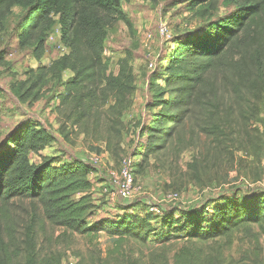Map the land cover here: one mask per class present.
<instances>
[{
  "label": "trees",
  "instance_id": "16d2710c",
  "mask_svg": "<svg viewBox=\"0 0 264 264\" xmlns=\"http://www.w3.org/2000/svg\"><path fill=\"white\" fill-rule=\"evenodd\" d=\"M126 1L0 0V32L14 8L24 9L19 44L33 43L37 60L43 57L47 31L55 24L54 17L58 18L61 39L69 52L57 63L63 71L73 72L61 98V105L65 106L63 114L73 126L88 129L93 123L100 129L105 124V139L115 156H119L114 148L120 144L124 129L121 118L133 104L136 84L128 56L119 60L118 72L112 73L105 54L109 29L120 20L128 19L123 8ZM221 1L232 5V10L204 22L185 40L175 41L163 74L164 91L169 96L153 103L159 111L151 112L140 123L139 136L147 138L132 156L137 151L140 155L157 153L175 137L184 139L181 130L185 129L189 130L190 139L195 133L203 134L214 143L215 149L225 154L236 146L237 156L243 152L249 158H261L264 151V0H188L193 9L206 3L204 15L217 10ZM204 30L207 32L202 34ZM45 69L40 66L37 71L42 73ZM236 133L237 145L233 143L231 148H226L228 138ZM55 141L56 136L50 130L31 123L19 127L7 140L6 148L0 151V264H45L38 261L34 227L28 226L22 238L17 235L18 223L10 209L14 200L30 201L35 211L34 224L43 217L51 226L73 233L105 232L116 237L117 246L125 239L148 244L156 235L162 237L164 247L177 239L215 242L220 238L229 239L238 228L251 231L254 224L264 233L263 191L234 199L223 195L201 203L200 209L189 206L175 211L164 209L158 215L137 202L124 204L121 214L95 216L93 165L80 158L57 164L54 158L42 156V151ZM32 153L40 155L41 161L34 162ZM178 211L182 214L178 218L171 214ZM89 219L93 222L89 223ZM159 221L171 227L167 235L158 232ZM190 241L175 252L172 264L226 263L222 251L206 252ZM163 264L171 263L166 257Z\"/></svg>",
  "mask_w": 264,
  "mask_h": 264
},
{
  "label": "rangeland",
  "instance_id": "374dc122",
  "mask_svg": "<svg viewBox=\"0 0 264 264\" xmlns=\"http://www.w3.org/2000/svg\"><path fill=\"white\" fill-rule=\"evenodd\" d=\"M206 6L204 3L193 9L188 0H127L123 3L128 22L122 19L109 29L105 54L110 72L117 73L119 60L128 56L135 74L133 104L121 118L123 134L120 144L114 148L119 151V156L108 148L105 124L100 129H96L93 123L88 129L73 126L63 114L65 106L61 105V98L65 93V83L73 77V72L63 71L57 63L69 52L61 39L58 18L54 17L55 24L46 34L45 53L37 60L33 43L19 44L25 10L14 8L0 32V151L6 148L7 140L19 127L33 123L47 128L56 136V141L41 154L54 158L57 164L80 158L91 165L92 156L101 155L100 167L91 166V179L97 188L93 190L97 205L94 215L98 217L120 213L124 204L141 202L148 208L172 191L180 193L179 200L159 203L168 211L188 206L197 208L201 203L223 195L234 199L254 191L264 192V151L259 160L249 158L243 152L237 156L236 146L225 154L219 148L215 149L214 143L203 134L198 136L199 133H195L190 139L189 130H181L184 139L175 137L168 147L157 153L140 155L137 151L132 156L147 138L139 136L140 123L147 120L151 112L156 114L159 107L154 105L169 96L164 91L163 74L169 54L176 46L175 41L185 40L204 22L232 10V5H224L221 1L217 10L204 15ZM163 24L169 28L170 38L161 36L159 28ZM206 32L204 30L202 34ZM151 63L155 69L150 67ZM40 66L46 67L42 73L37 71ZM236 136L237 133L228 138L226 148H231ZM126 157H130L135 165L136 185L141 188L130 200L116 198L112 201L102 188L108 183L109 170L119 168ZM31 159L41 161L40 155L33 153ZM101 181L103 185L97 186ZM78 197L75 196L76 199ZM10 209L18 223L17 235L20 238L28 226L34 227L39 247L38 261L45 264H163L166 257L172 264L175 252L190 241L171 240L164 247L162 237L156 235L148 244L125 239L117 246L116 237L105 232L91 235L73 233L51 226L43 217L35 225V211L28 200H14ZM38 213L41 216L40 210ZM171 214L177 218L182 215L179 211ZM92 222L89 219V223ZM157 227L158 232L164 235L171 229L160 221ZM251 228V231L238 228L229 239L190 242L196 248L203 247L206 252L215 254L222 251L225 264H264V233L258 225Z\"/></svg>",
  "mask_w": 264,
  "mask_h": 264
},
{
  "label": "built area",
  "instance_id": "2783aa9c",
  "mask_svg": "<svg viewBox=\"0 0 264 264\" xmlns=\"http://www.w3.org/2000/svg\"><path fill=\"white\" fill-rule=\"evenodd\" d=\"M160 34L163 37L170 38V30L167 25L163 24L159 28ZM151 68L155 69L154 63L150 64ZM102 163V156L95 154L91 158V164L93 166H100ZM141 188L136 185V176L134 170V164L130 157L123 159L122 164L117 169L109 170V178L107 185L103 186L102 191L108 199L114 201L116 198L122 197L123 199L130 200L134 197L135 192ZM180 193L172 191L164 195L159 203H168L171 201L179 200ZM159 203L151 204L149 210L154 214H162L164 207Z\"/></svg>",
  "mask_w": 264,
  "mask_h": 264
},
{
  "label": "crops",
  "instance_id": "0c3cea01",
  "mask_svg": "<svg viewBox=\"0 0 264 264\" xmlns=\"http://www.w3.org/2000/svg\"><path fill=\"white\" fill-rule=\"evenodd\" d=\"M103 183H104V182H102V181H101V182H99V183L97 184V186H99V187H100V185H103ZM96 189H97V188H96V187H95V185H94V188H93V190H94V191H96ZM93 193H94V192H93Z\"/></svg>",
  "mask_w": 264,
  "mask_h": 264
}]
</instances>
